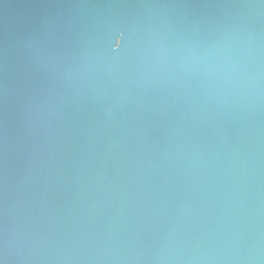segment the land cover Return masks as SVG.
Returning <instances> with one entry per match:
<instances>
[{"label": "water", "instance_id": "obj_1", "mask_svg": "<svg viewBox=\"0 0 264 264\" xmlns=\"http://www.w3.org/2000/svg\"><path fill=\"white\" fill-rule=\"evenodd\" d=\"M0 262L264 264V0H0Z\"/></svg>", "mask_w": 264, "mask_h": 264}, {"label": "snow or ice", "instance_id": "obj_2", "mask_svg": "<svg viewBox=\"0 0 264 264\" xmlns=\"http://www.w3.org/2000/svg\"><path fill=\"white\" fill-rule=\"evenodd\" d=\"M122 45H123V37L122 36L117 37L116 42H115V48L119 49L122 47ZM0 264H2V262H0Z\"/></svg>", "mask_w": 264, "mask_h": 264}]
</instances>
